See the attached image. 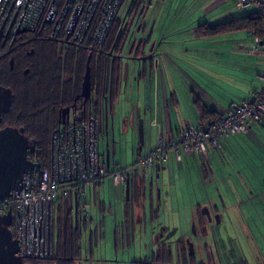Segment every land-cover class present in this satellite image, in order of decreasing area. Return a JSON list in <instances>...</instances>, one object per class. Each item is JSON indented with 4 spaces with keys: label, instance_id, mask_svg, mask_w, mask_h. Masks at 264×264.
Segmentation results:
<instances>
[{
    "label": "crops",
    "instance_id": "0c3cea01",
    "mask_svg": "<svg viewBox=\"0 0 264 264\" xmlns=\"http://www.w3.org/2000/svg\"><path fill=\"white\" fill-rule=\"evenodd\" d=\"M131 1L128 0L126 3V13ZM144 1L147 5L151 4L147 18L146 20H140V31L136 30L134 32L131 44L126 51V58L122 59V67L118 74L120 85L118 86L115 100L113 103L110 101L109 104H105L104 119L102 118L101 123V137L106 138L107 145L102 151L100 144V150L105 161L106 151H110L109 169L111 172L118 168L129 169L131 179L136 175L143 178L144 183L141 194L134 197V199L145 203V214L141 213L142 218L140 220L127 217L125 220L120 207L119 212L121 215L118 212L114 213L112 207H106L105 197H102V194L104 196V193H106L112 178H108L99 185L87 186L90 193L89 199L87 198L86 188L84 196L80 197L78 201L75 198L73 199L72 212L75 214L78 203L81 213L84 215L88 214L90 219L91 214L88 209L91 207L97 212L98 225H105L107 215H112L114 225L117 222L124 223L126 221L128 229L132 231V239H129L126 244L124 242L122 247L125 248L124 250H128L133 246H137L134 237L138 233L142 237H144V234L149 233V236L153 239L152 248H154V242L155 248L160 246V243L155 240V237L159 235L161 237H168V235L178 231L183 233L182 239L189 238L190 235L185 233L188 226L196 224V231L199 229L198 226L201 221L200 209L207 206L211 208L213 213L215 212L219 215L220 224L226 220L225 222L231 223V232L239 230L241 237L248 239L249 243L253 245V249L255 247V250L252 251L253 254L262 256L263 252L259 249L260 244L259 240L257 242V239H264V151L259 152V164L255 166L246 164L233 166L229 164L227 157H229L228 154H231L233 148H235V143H244L245 141H249L248 138H255L253 140L263 144L261 138H264L260 136L259 129L262 130L263 128L264 130V121L261 124L252 125L247 133L224 139L221 148L214 149L209 159L198 155H187L184 150L181 151V159H179L175 152H171L169 153V162L160 166V172L158 170L153 171L147 178H144L141 170L136 167L140 157H148L156 150L160 134L163 135L165 144L169 145L180 139L187 126L197 128L200 122L204 121L201 113L202 106L206 107L209 117H215L216 115L221 117L234 104L249 101L259 91L260 78L264 75L259 76L258 83L252 82L247 85L242 99L237 98L238 100L236 101L230 100L228 102L226 99H223V101V97H221L220 100H216L211 95V90L209 91L205 85V90H202L201 88L204 86L200 85L198 87L185 73V70H195L197 67H200L199 64H192L191 59L196 63V61H201L200 58H202L197 54L200 51L190 53L188 46L199 48V44L212 41V37L206 38L202 36L200 32L202 26L205 24L208 27L215 26L212 23L217 22L223 16L233 11L232 7L235 6V0ZM229 2H232V5L226 10ZM249 36L251 35L249 34ZM140 39L147 40L144 52H142V48L137 49ZM133 41H136V45L131 52ZM153 44L155 45L153 59L146 62L136 60L137 58L148 56L149 51L146 52V49ZM242 49V47L236 46L234 50ZM204 50L208 54L209 50ZM248 53L250 56L264 60V57L252 54L251 49ZM125 59L128 60L127 63ZM204 60L211 61L208 58H204ZM207 66L209 68V65L206 64L201 69L204 68L208 71ZM129 85H132L131 96L133 100L134 97H137V101L131 108L133 113H130L129 117L125 120L120 119L117 126L115 122L117 107L121 102L122 96L124 94L127 95ZM107 94L109 98V92ZM109 115L113 118L111 122ZM111 127L113 134H117L116 132H118L120 136L117 141V135H113L112 143L110 142L109 132V128ZM148 128L151 130L148 131ZM148 132L150 134V145L147 147ZM137 134L139 135V140L136 139ZM124 135L126 139H123ZM120 155L123 158L122 162L118 160ZM112 159L115 164L114 169L112 168ZM172 166H175L174 171L178 169L179 173L185 174L196 171L198 175H201L202 180L204 179L203 183L209 181L206 174L210 172L211 183L213 184L211 188L214 190V195L209 194V196L211 195L209 201L201 203L200 198H197L196 201L194 200L195 202L192 201V211L187 216L181 215L177 223H171L167 218L161 217L160 213L164 210H162L159 202H155L154 198L155 192L159 196V184L156 182V178L161 177L163 174L165 175L166 172L170 171ZM149 181H151V186L148 184ZM111 182L112 186L110 188L119 191L123 190L126 193V187L116 185L113 179ZM119 197L120 199L117 203L123 204L126 199L124 200L121 196ZM137 215H140L139 211H137ZM256 220V236L254 237V228L251 227L250 223ZM98 225L95 221L93 229H97ZM123 227L125 226L123 225ZM165 241L167 242V240ZM212 243L209 241L210 246H212ZM145 244L140 243L142 247L145 246L148 249L150 245L147 242ZM167 245L171 246V248H180L184 243L177 242V244L171 243V245L165 243V246ZM262 245L264 244L262 243ZM123 260L126 261L129 258H123ZM241 260L244 264H250L247 258H241ZM257 261L259 264H264L259 258Z\"/></svg>",
    "mask_w": 264,
    "mask_h": 264
},
{
    "label": "built area",
    "instance_id": "2783aa9c",
    "mask_svg": "<svg viewBox=\"0 0 264 264\" xmlns=\"http://www.w3.org/2000/svg\"><path fill=\"white\" fill-rule=\"evenodd\" d=\"M128 0H0V33L14 36L20 31L45 33L53 38L69 37L82 43L90 37L103 46ZM255 8L264 12V0H235L233 11ZM254 39L251 53L264 57V32L248 31ZM263 88L249 101L234 104L218 120L201 121L197 128L187 126L178 141L165 144L159 136L156 150L140 157L136 167L143 177L169 162V153L181 159V151L209 159L222 141L247 133L252 125L264 121ZM102 122L75 110L52 136L49 167L33 168L23 178L19 189L0 201V214L13 213V237L19 244L17 257L23 260L49 258L55 245L54 219L56 206L73 202L85 195L87 186L102 184L108 178L126 186L131 172L118 168L111 172L100 150ZM34 164L39 162L30 160Z\"/></svg>",
    "mask_w": 264,
    "mask_h": 264
},
{
    "label": "rangeland",
    "instance_id": "374dc122",
    "mask_svg": "<svg viewBox=\"0 0 264 264\" xmlns=\"http://www.w3.org/2000/svg\"><path fill=\"white\" fill-rule=\"evenodd\" d=\"M232 2H229V4L226 6V10L230 8ZM125 11H126V7L124 6L120 16L124 15V13H126ZM252 12H256V9L251 8L247 11H232L230 14L223 16L217 22L212 23V25L230 22L236 18L246 16ZM254 44H255L254 40L251 36H249L248 31L239 30L235 32L213 36L212 41H207L205 43L199 44L198 45L199 48H196L195 46H188V51L190 53L200 51L197 52V54L198 56H201L203 59L200 58L201 61L199 62L196 61V63L191 59L190 61L192 62V64H197V65L199 64L200 67L199 68L197 67L195 70H185V73L189 77V79L198 87H200V85L201 86L205 85L209 91L211 90L212 91L211 95L216 100H220L221 97H223L222 100L226 99L228 102L230 100L236 101L239 98L242 99V97L244 96L243 92L246 91L247 85H249L252 82H254L255 84L258 83L259 76L264 75V60L250 56L248 53L250 49L254 47ZM236 46L242 47L243 49L236 51L234 50ZM151 47L149 46L146 49V52H148ZM204 49L209 50L208 54L205 53ZM57 50L59 54H63V55H65L66 52H68L67 51L68 48H65L62 45H58ZM171 54L174 55L173 53ZM122 57L126 58V53H124ZM204 58L211 59V61L207 60L208 61L207 62L206 60H204ZM125 61L126 63L128 62V60L126 59ZM206 64L209 65V68L207 66L208 71L204 68L201 69V67L206 66ZM95 78L96 77L92 75V81L95 82L94 80ZM259 83L260 84L258 85V87H260L259 90H261L263 88L261 78ZM205 86L201 89L205 90ZM131 90H132V85H129L127 95L124 94L122 96L121 102L117 107L118 110L115 116L116 117L115 122L117 123V126L120 119L125 120L129 117L130 113H133L131 108L133 104L136 103L137 97H134L133 100L131 96ZM107 95L108 94H105V97ZM105 102L106 100H104L102 107L106 106ZM74 113L75 110L72 109L71 117L74 116ZM112 119L113 118L109 115L110 122L112 121ZM109 129H110L109 131L110 142L112 143L113 141V135H117L116 137L118 141L120 137L119 133L116 132L117 134L115 133L113 134L112 127ZM150 130L151 129L148 128V131ZM259 133L261 134L260 136L264 138L263 128L262 130L259 129ZM124 138L125 135L123 139ZM136 139L139 140L138 134L136 135ZM248 139L249 141H245L244 143L242 142H240V144L235 143L236 145L234 144L235 148H233L232 153L228 154L229 157L225 155V157H227L229 164L233 166L241 165V164L255 166L259 164L258 161L260 160L259 159L260 157L258 156H260L259 152L264 151V146H263L264 139L261 138L263 144L256 140H253L255 138L253 139L248 138ZM147 141H148V145H147L148 147L150 145L149 132L147 133ZM100 144H101V149L103 151V148L107 145V140L105 137L104 138L101 137ZM119 157L121 159L118 158V160L122 162L123 159L122 155H120ZM114 166L115 164L112 159L113 169ZM174 169L175 166H172L169 172H166L165 175L163 174L161 177L156 178V182L159 184L160 195L158 196V193L156 195V192L154 194L155 202L156 203L159 202L160 205L162 206V210H164L160 213L161 217L167 218V220H170L171 223H177L181 215L187 216L192 211L193 208L191 206V204L193 203L192 201L194 200L196 201L197 198H200L201 199L200 202L205 203V201L210 200L211 195L209 196V194L214 195L213 194L214 190L211 188L213 184L211 183L210 172L206 174V177L208 176L209 181L203 183L204 179L202 180L201 175H198L196 171L184 174V173H179L178 169H176L175 171ZM111 181L109 182L110 186H108V189L106 193H104V196L102 194V197H105L106 207L108 208L112 207V211L114 213L118 212V214L121 215L119 210L122 208V203H117V201L120 199L119 196H121V198L125 200L126 193H124L123 190L119 191L110 188L112 186ZM150 183L151 181L148 182L149 186H151ZM88 190L89 188H87V198L89 199L90 193L88 192ZM66 203H65L66 205L65 207L68 208L67 205L68 203L67 204ZM172 205H174L175 207ZM180 205L183 206L180 207ZM88 211L91 214V220H92V221L90 220L91 222L90 221L88 222L89 228H93L95 221L96 224L98 225L97 212L91 207L88 209ZM225 221L226 220H224L222 224L216 223V227L214 229L215 231L213 230V232L211 233V237H213L216 240H219L218 238H221L224 242H230L229 247L231 246L233 249L232 251L233 258H235L237 254V260H239L240 258L242 259L247 258L250 264H259V262L257 261V259L259 258L261 262H264V245H262V243L264 244V239L261 238L257 239L256 237L257 242L259 240V244H260L259 249H261V251L263 252L262 256L253 254L252 251L255 250V247L253 249V245L249 243L248 239L241 237L239 230L231 232L230 231L231 223ZM256 223L257 220L250 223L251 227L254 228V237L256 236L255 234ZM218 225H220L219 230H217ZM102 227L104 234L106 235L102 243V246L106 248L108 247V249L111 251L114 240V231H113L114 218L112 217V215L106 216L105 225L103 224ZM185 233H188L190 235L189 237L193 239V242L195 244L194 252L196 254V259L201 260L202 258L206 257L204 253L206 242L204 241V239L203 240L201 239L202 237H200L199 240V238H197L194 235L192 224L190 225V227L188 226ZM135 236L136 237L134 238L136 239L137 246H133L125 251L121 250V252L119 253V258L121 260L123 259V257L128 259L129 256H132L133 259L134 258L140 259L142 257L148 256L149 253L157 250V248H155L156 247L155 242H154V248H152L153 239L149 236V233L144 234V237H142V235L140 236V233H138ZM182 236L183 233L177 231L176 233H172L168 235V237H166L165 239L170 240L172 241V243L177 244V242L182 239ZM83 241L85 245L86 243L85 239ZM209 241L212 242L211 239H209L208 242ZM145 242H147L150 245L148 246L149 247L148 249L145 248V246L142 247L140 245V243L145 244ZM171 249L173 250V248Z\"/></svg>",
    "mask_w": 264,
    "mask_h": 264
},
{
    "label": "trees",
    "instance_id": "16d2710c",
    "mask_svg": "<svg viewBox=\"0 0 264 264\" xmlns=\"http://www.w3.org/2000/svg\"><path fill=\"white\" fill-rule=\"evenodd\" d=\"M142 7L141 0H135L131 13L139 14ZM130 13V14H131ZM123 19H118L108 37L103 56L99 62L100 67L91 62L92 75L97 78L98 84L108 87L110 97L104 98L105 103H113L118 92V74L122 67L123 54L131 44L130 36L138 26L130 25L127 29ZM239 30H255L261 34L264 32V12H252L233 21L217 24L213 27L203 25L201 34L203 37H213ZM37 38H45L46 46L34 72L21 79L17 85L4 84L14 91V102L10 112L3 116L0 130L12 127L23 128L30 140L36 142L35 151L29 154V159L39 162L43 167H49L51 162L52 136L60 126V115L66 106L74 110H82L85 116L103 118L105 107L98 105L96 99L84 102L79 100L80 86L86 69L88 54L77 46H69L65 55L59 54L56 40L50 35H35ZM142 52L145 48L141 46ZM118 77V78H117ZM97 95V94H96ZM103 108V110H102ZM202 119L206 122L218 120L220 116L209 117L206 107L202 106ZM211 114V113H210ZM143 178L138 175L131 179L130 202L138 203L137 197L141 194ZM74 213L66 212L65 204L60 202L55 209L54 234L60 252L64 253L70 247L78 244L75 231ZM244 264V263H243Z\"/></svg>",
    "mask_w": 264,
    "mask_h": 264
},
{
    "label": "flooded vegetation",
    "instance_id": "af4514ba",
    "mask_svg": "<svg viewBox=\"0 0 264 264\" xmlns=\"http://www.w3.org/2000/svg\"><path fill=\"white\" fill-rule=\"evenodd\" d=\"M21 32V31H20ZM2 35L0 38V87H6L4 84L17 85L21 82V79L30 75L31 72H34V69L39 62V56L43 51H45L46 39L45 38H37L35 35H50L51 39L56 40L55 43L68 48L69 46H77L78 49H82L83 52L87 53V61H86V69L83 75V80L80 86L79 96L76 97L74 103L77 104L79 100H83L84 102L93 101L96 99V103L98 105L103 106L105 94L107 92L106 84L101 86L98 84L97 78H95V82L92 81V69L91 62H93L94 66H98L99 62L103 56V46H99L98 44H94L90 37H86L83 42L74 43L70 40L69 37H59L53 38L51 36V31L48 30L45 33H25V34H16L14 36L11 35ZM65 41H68L69 44H66ZM41 54V55H40ZM90 66V76H91V89L92 95L91 100H85L81 97L82 94V86L84 77L87 71V66ZM100 67V66H98ZM11 89V88H9ZM12 90V89H11ZM13 94L14 91L12 90ZM97 94V95H96ZM15 97V95H14ZM14 102V99H13ZM13 105V104H12ZM12 108V107H11ZM65 108H72L71 106H66ZM71 115V111H70ZM69 115V117H70ZM69 119V118H68ZM102 122V119L99 118ZM60 121H62V112L60 115ZM61 127V126H59ZM102 130V127H101ZM102 133V131H101ZM30 160V159H29ZM68 205V204H67ZM66 206V205H65ZM145 203L144 202H130L124 201L122 204V214L126 220L130 219H141L145 214ZM66 212H70L73 209L72 202L69 203L68 208L65 207ZM137 211L140 212V215H137ZM210 212L212 221L209 222L207 213ZM77 215V219H76ZM114 215V214H113ZM74 224L75 231L78 237V244L76 246L70 247L69 250L62 253L59 250L58 244L55 241L54 251L49 258L40 259V260H23L24 264H243L244 262L241 260H237L236 257L233 258V249L230 246V242H224L221 238L219 240L211 237V233L216 227V223L220 222V217L215 212L213 213L211 208L205 206L200 209V224L199 229L197 230V238L202 237L201 239L206 242L205 244V256L201 260L196 259V254L194 250L186 243V239H190L193 242L191 237L181 239L180 242H183L184 245L180 248H173L171 246H165V243L171 245L172 241H165L166 237H161L160 235L155 237V240L160 243V246L157 247V250L149 253L148 256L142 257L140 259L132 258L129 256V260L123 261L119 258V253L121 250L125 248L122 247V244L130 239H132V231L128 229V224L126 221L124 223L117 222L114 225V240L112 245V250L110 251L108 247L102 246V243L105 238V234L103 231L102 224L97 226V229L89 228V215H84L80 211V206L77 203L76 211L74 214ZM92 221V220H91ZM90 221V222H91ZM123 225L125 227H123ZM219 226H217L219 230ZM13 233V225L10 227ZM215 231V230H214ZM86 241L84 245V240ZM212 240V246H210L208 240ZM194 243V242H193ZM195 249V247H194ZM125 251V250H124ZM194 252L193 255L190 253ZM131 257V258H130ZM124 258V257H123ZM137 259V260H136Z\"/></svg>",
    "mask_w": 264,
    "mask_h": 264
},
{
    "label": "water",
    "instance_id": "95a60500",
    "mask_svg": "<svg viewBox=\"0 0 264 264\" xmlns=\"http://www.w3.org/2000/svg\"><path fill=\"white\" fill-rule=\"evenodd\" d=\"M131 1L129 9L125 15L124 22L126 23V29L132 26H138L140 20H146L150 5H147L144 0L142 1V7L139 14L131 13L133 3ZM131 13V14H130ZM140 31V25L137 28ZM26 31H21L18 34H25ZM134 32L131 33L130 40H132ZM0 38L2 35L0 34ZM69 44L68 41H65ZM136 45V41L132 42L131 52ZM141 46L145 48L147 46V40L140 39L137 45V49ZM155 45L153 44L149 50V55L136 60L146 62L154 58ZM91 76L90 66L88 62L87 71L84 77L81 97L85 100H91ZM14 94L11 89L0 87V124L2 123L3 116L8 114L13 104ZM71 108H65L62 110V121L60 126L64 125L69 118ZM36 142L29 139L25 134L23 128L7 127L0 130V201L5 200L10 194L19 189L23 182L24 175L37 167L40 168V164H34L29 160V154L35 151ZM106 166L110 168V151H106ZM160 167L157 170L160 172ZM126 198L127 201L131 199V177L129 175L126 183ZM160 195V191H159ZM76 201L78 198L75 197ZM209 222L212 221L210 212L206 215ZM77 219V215H76ZM13 223V213L9 211L6 215L0 214V264H24L23 259L17 257L19 250V244L14 239L13 233L10 229ZM220 223V222H217ZM193 233L197 236L196 224H193ZM186 243L194 250L195 244L190 239H186ZM167 244V243H166ZM194 252L190 254L193 255Z\"/></svg>",
    "mask_w": 264,
    "mask_h": 264
}]
</instances>
